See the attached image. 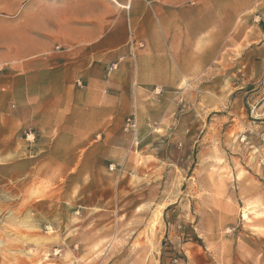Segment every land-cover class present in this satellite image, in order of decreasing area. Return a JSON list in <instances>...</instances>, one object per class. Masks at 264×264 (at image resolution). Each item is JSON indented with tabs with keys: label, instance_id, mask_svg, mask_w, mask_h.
I'll use <instances>...</instances> for the list:
<instances>
[{
	"label": "rangeland",
	"instance_id": "obj_1",
	"mask_svg": "<svg viewBox=\"0 0 264 264\" xmlns=\"http://www.w3.org/2000/svg\"><path fill=\"white\" fill-rule=\"evenodd\" d=\"M255 46L245 38L175 86L118 98L127 108L121 125L110 141L95 136L101 161L83 170L47 158L12 165L32 151L14 146L10 104L0 264H264V135L256 133V104L241 94L259 74L247 70ZM129 116L134 131L125 127ZM19 130L18 139L41 150L30 128Z\"/></svg>",
	"mask_w": 264,
	"mask_h": 264
},
{
	"label": "crops",
	"instance_id": "obj_2",
	"mask_svg": "<svg viewBox=\"0 0 264 264\" xmlns=\"http://www.w3.org/2000/svg\"><path fill=\"white\" fill-rule=\"evenodd\" d=\"M39 1L0 0V167L5 166L10 104L14 146L32 151L14 157L12 165L36 166L47 158L66 170H83L101 161V142L95 136L103 134L102 142L110 141L121 125L127 108L118 98L126 102L132 95L136 100L139 87L175 86L181 77L214 66L224 49L244 45L245 38L259 42L246 53L252 58L247 70L259 74L253 76L251 92L241 94L256 104V133L264 135V87L259 80L264 71V4ZM42 4L44 11L38 10ZM32 21V27L25 24ZM247 28L252 31L246 33ZM124 54L125 60L107 73ZM24 127L32 130L41 150L18 139Z\"/></svg>",
	"mask_w": 264,
	"mask_h": 264
},
{
	"label": "built area",
	"instance_id": "obj_3",
	"mask_svg": "<svg viewBox=\"0 0 264 264\" xmlns=\"http://www.w3.org/2000/svg\"><path fill=\"white\" fill-rule=\"evenodd\" d=\"M116 66H115V64H111L110 65V68H109V70H108V73L112 70V69H114ZM125 127L126 128H130L131 130H133L134 131V129H135V122H134V120H133V118L131 117V116H129V117H127V119H126V123H125ZM263 147H264V143H263ZM264 165V164H263Z\"/></svg>",
	"mask_w": 264,
	"mask_h": 264
},
{
	"label": "bare ground",
	"instance_id": "obj_4",
	"mask_svg": "<svg viewBox=\"0 0 264 264\" xmlns=\"http://www.w3.org/2000/svg\"><path fill=\"white\" fill-rule=\"evenodd\" d=\"M243 218H244V216H243Z\"/></svg>",
	"mask_w": 264,
	"mask_h": 264
}]
</instances>
